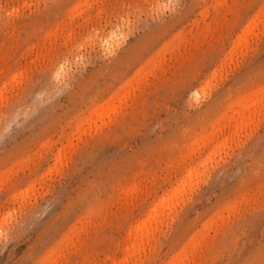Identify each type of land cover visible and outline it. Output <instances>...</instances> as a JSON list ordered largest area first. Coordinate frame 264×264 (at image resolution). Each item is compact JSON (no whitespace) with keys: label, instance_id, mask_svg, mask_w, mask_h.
Returning <instances> with one entry per match:
<instances>
[{"label":"rangeland","instance_id":"374dc122","mask_svg":"<svg viewBox=\"0 0 264 264\" xmlns=\"http://www.w3.org/2000/svg\"><path fill=\"white\" fill-rule=\"evenodd\" d=\"M0 264H264V0H0Z\"/></svg>","mask_w":264,"mask_h":264}]
</instances>
